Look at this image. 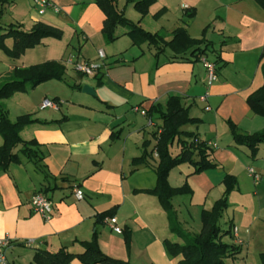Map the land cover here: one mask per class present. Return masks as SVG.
<instances>
[{
  "label": "crops",
  "instance_id": "1",
  "mask_svg": "<svg viewBox=\"0 0 264 264\" xmlns=\"http://www.w3.org/2000/svg\"><path fill=\"white\" fill-rule=\"evenodd\" d=\"M52 1L60 13L49 9L41 15L31 0L5 1L0 26L16 25L30 32L36 24L45 23L62 30L63 37L45 38L41 45L26 51L21 63L8 64L7 71L0 74V84L11 78L15 68L32 64L64 63L73 56L100 63L99 50L106 56L103 76L99 83L95 77L72 69L78 82L67 86L70 94H62L64 86H57L62 81H50L44 84L49 86L26 93L29 98L5 102L12 121L32 115L46 123L27 127L21 133L24 141L35 140L39 144L41 168L20 155L19 164L0 174V240L13 242L7 252L9 261L34 264L38 250L55 253L68 248L81 253L80 242H91L97 230L101 250L112 258L131 264H179L182 255L171 256L165 242L183 241L171 234L167 213L158 198L143 192L156 186L159 158L154 154L146 165L133 164L145 150L155 149L154 135L161 132L163 124L158 115L143 116L135 108L148 111L154 105L165 107L173 96L182 98L183 105L191 107V116L200 120L198 125L183 130L197 134L209 144L211 159L220 168L193 175V166L184 164L178 174H173L175 169L171 172V186L188 184L193 191L172 202L181 228L198 232L203 211L211 210L222 198L226 188L223 180L232 175L243 183L229 202L233 195L244 197L243 184L252 181L256 189L250 195L258 204L254 223L260 221L264 231V143L259 146L257 157L251 159L250 150L236 144L229 126L234 124L243 134L264 132V118L247 103L264 78V10L254 0H155L143 16L135 9L139 0H117L118 9L129 20L161 34L166 41L181 27L187 29L191 38L201 39L209 27L206 39L212 46L203 57L213 62L219 58V78L208 88L201 59L190 54L175 59L170 50L156 57L153 47L134 46L123 27L117 30V41L129 39L125 47L107 44L102 33L106 17L94 0ZM193 12L196 15L190 18ZM13 45L11 39L6 41L9 49ZM86 85L95 90L96 97L83 93ZM39 89L40 97L30 94ZM207 91L209 102L201 103L199 97ZM45 100L56 102L58 109H42ZM207 106L210 111L205 110ZM148 142L146 148L144 144ZM174 147L172 153L178 155L179 149ZM249 170L261 180L255 182ZM77 188L83 191V200L76 199ZM216 191L219 194L214 196ZM37 193L45 194L54 204L49 219L33 210L31 199ZM108 211L117 218L122 235L112 231L107 219L102 225H95L97 216ZM233 226L237 227L234 223ZM239 239L242 244L235 241L236 245L246 244L240 231ZM28 242L32 244L25 245ZM71 264L82 263L75 259Z\"/></svg>",
  "mask_w": 264,
  "mask_h": 264
},
{
  "label": "trees",
  "instance_id": "2",
  "mask_svg": "<svg viewBox=\"0 0 264 264\" xmlns=\"http://www.w3.org/2000/svg\"><path fill=\"white\" fill-rule=\"evenodd\" d=\"M6 0H0V20L4 15ZM95 4L104 13L106 19L103 24L102 33L107 44L116 42L120 36L118 28L123 27L133 42L134 46L147 44L156 50V57L164 54L167 50L172 51L177 57H184L190 54L196 60L201 59L212 46L206 39L209 27L203 32V38L193 39L186 28L177 29L170 41L159 33H152L142 28L138 23L129 20L123 12L118 9L117 0H94ZM264 10V0H254ZM155 0H139L135 3V9L143 16L147 15L150 6ZM196 12L189 15L195 17ZM63 31L45 23L36 24L30 32L21 30L19 26H0V50H3L11 58L22 57L27 50L34 49L41 45L45 38L61 39ZM12 39L14 45L11 49L6 46V41ZM181 58V59H182ZM67 60V59H66ZM66 60L62 62H47L29 68H16L9 80L0 84V135L3 138V145L0 147V174L7 172L12 165L21 162L20 155L26 156L33 161L38 168L42 158L38 150L37 141H24L21 133L27 127L37 124H46L34 119L32 115L20 116L12 121L6 101L15 94L27 93L38 86L50 81H64L67 73ZM264 60V51L262 54ZM219 62V58L215 63ZM264 76V64L262 67ZM103 73L96 75L101 83ZM81 89V88H80ZM251 110L258 116L264 118V85L247 98ZM149 117L158 115L162 120L161 132L155 134L157 141L155 149L151 152L145 150L143 155L133 160L135 167L146 165L149 160L157 154L159 158L155 173L157 183L154 189L143 191L145 194L156 196L161 207L167 213V219L171 234L176 235L183 241H166V248L173 257L182 255L179 264H227L226 260L235 259L242 254V247L236 244H227L224 238L227 236L234 239V226L230 224L228 230L221 227V220L229 208V196L238 188V181L235 176L226 175L223 183L226 187L224 196L219 199L210 211L202 213V230L197 236H190L180 226L178 217L173 208V200L176 197L192 194L188 184L175 188L171 186L169 177L171 172L184 164L193 166V175L219 168L211 159V147L207 142L201 141L199 136L192 132L184 131L183 128L189 125H198L199 119L191 116V107H185L180 97H170L165 105H154L147 111ZM233 138L237 145L247 147L250 156L255 159L259 152V146L264 143V132L259 134H243L238 128L229 123ZM145 143L147 148L149 144ZM177 146L178 155H173L172 148ZM197 157L198 159H195ZM114 217L111 212H104L97 216L96 226L102 225L107 218ZM99 233L94 231L91 242H80L83 248L81 253H73L68 248H62L52 253L47 250H38L34 257V264H71L78 259L82 264H131L130 262L112 258L103 253L98 243ZM261 264H264V253L260 255Z\"/></svg>",
  "mask_w": 264,
  "mask_h": 264
},
{
  "label": "rangeland",
  "instance_id": "3",
  "mask_svg": "<svg viewBox=\"0 0 264 264\" xmlns=\"http://www.w3.org/2000/svg\"><path fill=\"white\" fill-rule=\"evenodd\" d=\"M127 40H129V39H123V40L119 41V43H118V41H116L114 43H111L110 45L116 44L119 47H125V42H127ZM23 56L20 58H17V59L11 58L3 50H0V74L7 71V67H8L7 65L8 64H10V65L19 64V61L21 63L23 61L22 60ZM44 63H47V62H42L41 64H34V65L32 64L30 66H27L26 68L36 66V65H42ZM77 82H78V79L76 78L74 71L72 70V68L70 66H67V73H66L65 79H64V81L58 83L57 86H64L62 88V94H64V93L70 94V91H69L67 86H74ZM44 84H42L40 86H49V85H44ZM54 84H57V83H54ZM263 85H264V78H263L262 86ZM34 90H30L29 92H32ZM37 92L38 93L33 92L30 94H35L36 96H38V94H40V92H41V89H39ZM21 96H25V97H21ZM29 96L30 95H26V93H22V94L18 93V94H15L11 99L15 98V100H18L20 98H29ZM38 97H40V96H38ZM20 102H22V101H17V104H19ZM7 104H9V103H7ZM15 106H17V105H15ZM15 106H14V108H15ZM175 150H176V148L174 147L173 153H176ZM158 162H159V159H158ZM180 170H183L182 166L175 168V171L173 172V174H178L180 172ZM175 178H176L175 175H173V179H172L173 183L175 182ZM237 181H238L239 185H241L243 183V180L241 183V180L239 181L238 178H237ZM243 189H244L243 192L245 193L244 197L241 196L240 194H236V195H233V199L230 200L229 208L227 209V211L225 212V214L223 216V219L221 220V227L224 231H226V230H228L230 224H232V223L236 224V226L239 228L241 239L243 241H245L246 244L241 245V247L243 249V252L241 255H239L235 259L226 260V263L227 264H261L260 255L262 253H264V231H263V227L260 225V224H262L260 221H258V223H254L255 222L254 221L255 216L258 214V204L256 202H254L253 197L250 195L251 193L254 194L256 188L253 185L252 181H251V184H249V182L247 181L246 183L243 184ZM225 191H226V188H225ZM225 191L223 192V196L225 194ZM217 193L219 194V192L216 191L214 193V196ZM231 195H232V193H231ZM231 195L229 196V198L231 197ZM223 196H221V197H223ZM184 229L187 232H189V233H187L185 231L187 234L194 237V236H197L200 234L202 227L198 230L197 233L191 232V230L186 229V228H184ZM178 239L179 238L176 237V240H178ZM235 241L240 243V239L238 237H234V239H233V238L227 236L226 238H224V242L227 244H230V245L235 244L234 243ZM240 244H242V243H240Z\"/></svg>",
  "mask_w": 264,
  "mask_h": 264
},
{
  "label": "built area",
  "instance_id": "4",
  "mask_svg": "<svg viewBox=\"0 0 264 264\" xmlns=\"http://www.w3.org/2000/svg\"><path fill=\"white\" fill-rule=\"evenodd\" d=\"M34 7L38 10L39 14L44 15L49 9H54L56 13H60V9L55 6L52 0H31ZM185 8H188L186 6ZM100 63L95 62H86L79 60L78 57H70L66 60L68 66H70L76 73L81 74L86 77L94 78L98 72L103 69V61L105 60V53L103 50L98 52ZM201 61L204 63L206 73H207V87L210 88L215 82L218 81V66L217 63L209 61L206 58L202 57ZM210 98V93L207 91L203 96L199 97L201 103H208ZM51 108L58 109V104L51 100H45L42 104V109ZM205 110L210 111L211 108L207 106ZM136 112H140L143 116H148L147 111L140 108H135ZM151 122V121H150ZM152 124V123H151ZM157 156V154H156ZM249 174L254 179L255 182L261 180V176L256 174L253 170H249ZM75 197L77 200H83L84 193L80 189L75 190ZM31 205L33 210L42 215L44 218L49 219L54 212V204L52 201L43 193H37L31 199ZM107 225L112 229L116 234L122 235L123 229L119 226L118 220L115 217L107 218ZM234 236L239 238V230L237 227L234 228ZM32 242H28L25 245L30 246ZM13 242L9 239L0 240V264H12L7 256L8 250L12 247Z\"/></svg>",
  "mask_w": 264,
  "mask_h": 264
},
{
  "label": "water",
  "instance_id": "5",
  "mask_svg": "<svg viewBox=\"0 0 264 264\" xmlns=\"http://www.w3.org/2000/svg\"><path fill=\"white\" fill-rule=\"evenodd\" d=\"M83 93L94 97L97 96L95 90L89 85L83 87Z\"/></svg>",
  "mask_w": 264,
  "mask_h": 264
}]
</instances>
